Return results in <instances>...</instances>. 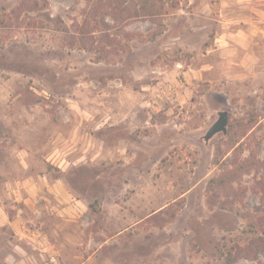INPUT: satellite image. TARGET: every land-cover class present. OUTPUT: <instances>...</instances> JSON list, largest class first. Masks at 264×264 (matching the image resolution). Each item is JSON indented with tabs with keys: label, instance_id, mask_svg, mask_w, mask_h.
<instances>
[{
	"label": "rangeland",
	"instance_id": "obj_1",
	"mask_svg": "<svg viewBox=\"0 0 264 264\" xmlns=\"http://www.w3.org/2000/svg\"><path fill=\"white\" fill-rule=\"evenodd\" d=\"M228 254L264 264V0H0V264Z\"/></svg>",
	"mask_w": 264,
	"mask_h": 264
},
{
	"label": "trees",
	"instance_id": "obj_2",
	"mask_svg": "<svg viewBox=\"0 0 264 264\" xmlns=\"http://www.w3.org/2000/svg\"><path fill=\"white\" fill-rule=\"evenodd\" d=\"M255 164L254 159H249L240 162L238 165L233 168H229L224 164H220V172L216 177H212L208 180L206 189L209 194L207 195V204L209 207H213L215 203L214 193L224 190L227 188L233 181H235L242 174L247 173L250 168ZM225 264H233L232 257L230 254L225 259Z\"/></svg>",
	"mask_w": 264,
	"mask_h": 264
},
{
	"label": "water",
	"instance_id": "obj_3",
	"mask_svg": "<svg viewBox=\"0 0 264 264\" xmlns=\"http://www.w3.org/2000/svg\"><path fill=\"white\" fill-rule=\"evenodd\" d=\"M226 124H227V117H226V111L221 110L218 111V118L217 120L212 124V126L209 128L207 133L204 135V139L208 140L210 137H212L214 134L218 132H226Z\"/></svg>",
	"mask_w": 264,
	"mask_h": 264
}]
</instances>
